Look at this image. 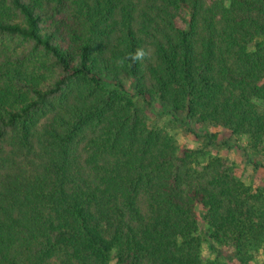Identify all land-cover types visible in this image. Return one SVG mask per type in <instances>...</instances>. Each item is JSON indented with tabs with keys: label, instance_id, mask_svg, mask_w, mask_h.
Segmentation results:
<instances>
[{
	"label": "trees",
	"instance_id": "trees-1",
	"mask_svg": "<svg viewBox=\"0 0 264 264\" xmlns=\"http://www.w3.org/2000/svg\"><path fill=\"white\" fill-rule=\"evenodd\" d=\"M256 99L264 0H0V264H201L196 205L264 264L246 188L219 157L198 166L229 146L208 127L264 148Z\"/></svg>",
	"mask_w": 264,
	"mask_h": 264
},
{
	"label": "rangeland",
	"instance_id": "rangeland-1",
	"mask_svg": "<svg viewBox=\"0 0 264 264\" xmlns=\"http://www.w3.org/2000/svg\"><path fill=\"white\" fill-rule=\"evenodd\" d=\"M28 74L30 75V70ZM254 103L258 109L264 111V99H256ZM147 116L148 124L166 132L177 146L178 151L201 149V140L173 122L169 116L157 117L151 110H148ZM43 122L44 119L41 118L37 126L38 130ZM197 128L199 129V127ZM208 131L216 133L219 140L226 138L229 146H209L205 149L204 154L199 157L198 166L202 167L211 158H221L224 168L246 188L244 197L247 208L256 216L254 219L261 220V223L264 224V148L252 147L246 135L238 136L219 127H208ZM195 210L198 223L197 233L201 238V264H257L258 260L253 257L248 259L247 263L240 261L231 247H227L214 237H210L209 234H212V231L210 232L209 225L203 219L204 210L199 205H196Z\"/></svg>",
	"mask_w": 264,
	"mask_h": 264
},
{
	"label": "clouds",
	"instance_id": "clouds-1",
	"mask_svg": "<svg viewBox=\"0 0 264 264\" xmlns=\"http://www.w3.org/2000/svg\"><path fill=\"white\" fill-rule=\"evenodd\" d=\"M142 55V53H138L137 56Z\"/></svg>",
	"mask_w": 264,
	"mask_h": 264
}]
</instances>
